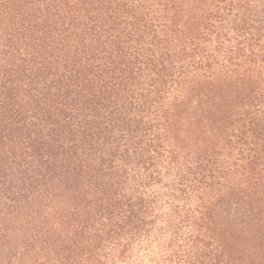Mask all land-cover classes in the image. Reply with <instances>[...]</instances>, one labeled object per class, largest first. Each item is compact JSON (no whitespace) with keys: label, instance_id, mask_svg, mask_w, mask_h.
Here are the masks:
<instances>
[{"label":"trees","instance_id":"trees-1","mask_svg":"<svg viewBox=\"0 0 264 264\" xmlns=\"http://www.w3.org/2000/svg\"><path fill=\"white\" fill-rule=\"evenodd\" d=\"M0 264H264V0H0Z\"/></svg>","mask_w":264,"mask_h":264}]
</instances>
